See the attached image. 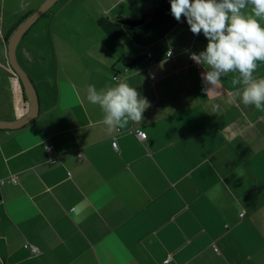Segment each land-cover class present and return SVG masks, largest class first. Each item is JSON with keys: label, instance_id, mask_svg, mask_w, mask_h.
Listing matches in <instances>:
<instances>
[{"label": "crops", "instance_id": "1", "mask_svg": "<svg viewBox=\"0 0 264 264\" xmlns=\"http://www.w3.org/2000/svg\"><path fill=\"white\" fill-rule=\"evenodd\" d=\"M44 1L0 0L1 121L29 111L5 39ZM206 45L170 0H58L32 26L16 53L39 113L0 129V180L17 178L0 186V264H264V111L240 103L238 72L206 93L190 59ZM120 81L148 106L109 132L86 89Z\"/></svg>", "mask_w": 264, "mask_h": 264}, {"label": "clouds", "instance_id": "2", "mask_svg": "<svg viewBox=\"0 0 264 264\" xmlns=\"http://www.w3.org/2000/svg\"><path fill=\"white\" fill-rule=\"evenodd\" d=\"M246 4L254 6L253 15L248 17L241 14ZM170 12L178 22L183 16L191 33H202L207 40L204 51L190 56L205 69L202 75L206 93L222 95L213 86L223 83V74L238 72L242 80L233 78L231 83L244 85L240 103L264 111V79L253 76L257 61L264 62V28L253 18H264V0H170ZM86 93L87 101L102 110V123L109 132L125 129L130 122H141L148 106L147 99L125 81L99 91L89 85ZM236 99L233 95L229 103ZM218 107L213 105L214 110Z\"/></svg>", "mask_w": 264, "mask_h": 264}, {"label": "water", "instance_id": "3", "mask_svg": "<svg viewBox=\"0 0 264 264\" xmlns=\"http://www.w3.org/2000/svg\"><path fill=\"white\" fill-rule=\"evenodd\" d=\"M57 1L58 0H45L35 11H33L21 23L18 24L7 41L8 61L22 84L24 93L29 103V111L26 115L16 121L5 122L0 120V129L12 130L21 128L33 120L39 113V101L36 87L27 71L20 65L17 59L16 49L31 26ZM145 17L146 15L137 21H123L122 23L131 27L138 26L144 22Z\"/></svg>", "mask_w": 264, "mask_h": 264}, {"label": "built area", "instance_id": "4", "mask_svg": "<svg viewBox=\"0 0 264 264\" xmlns=\"http://www.w3.org/2000/svg\"><path fill=\"white\" fill-rule=\"evenodd\" d=\"M167 57H171V53H168L167 54ZM136 135L141 140H143V139L146 138V134L143 131H140V130H137L136 131ZM113 146L115 147L116 146V143H113ZM16 181H17L16 176H11L8 179H2V180H0V186L4 185L7 182H16ZM32 249L35 252V248H32ZM214 250L216 251L215 248H214Z\"/></svg>", "mask_w": 264, "mask_h": 264}, {"label": "trees", "instance_id": "5", "mask_svg": "<svg viewBox=\"0 0 264 264\" xmlns=\"http://www.w3.org/2000/svg\"><path fill=\"white\" fill-rule=\"evenodd\" d=\"M56 3H57V2H56ZM56 3H55V4H56ZM55 4H54V5H55ZM54 5H53V6H54ZM53 6H52V7H53ZM52 7H51V8H52ZM30 14H31V13L25 15V16L19 21V23H21V22H22V21H23L28 15H30ZM43 15H44V14H43ZM43 15H42V16H43ZM42 16H41V17H42ZM41 17H40V18H41ZM40 18H39V19H40ZM39 19H38L34 24H36V23L39 21ZM19 23H18V24H19ZM18 24H16V25L13 27L12 31H10L11 34H12V32L14 31V29L18 26ZM34 24H33V25H34ZM33 25H32V26H33ZM32 26H31V28H32ZM31 28H30L28 31H30ZM28 31H27V32H28ZM27 32H26V34L24 35V37L27 35ZM10 33H9V35L7 36V38L5 39V43H7L8 39H9V37H10ZM123 60H124V62H126L128 65H130V64L133 63V60H131V59H127V58H126V59H123ZM128 65H127V66H128Z\"/></svg>", "mask_w": 264, "mask_h": 264}]
</instances>
